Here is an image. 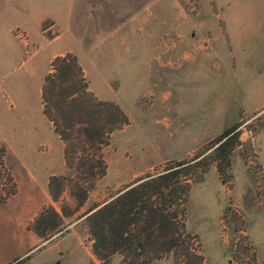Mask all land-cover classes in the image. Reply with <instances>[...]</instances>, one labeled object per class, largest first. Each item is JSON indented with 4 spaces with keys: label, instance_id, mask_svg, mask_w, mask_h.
<instances>
[{
    "label": "rangeland",
    "instance_id": "rangeland-1",
    "mask_svg": "<svg viewBox=\"0 0 264 264\" xmlns=\"http://www.w3.org/2000/svg\"><path fill=\"white\" fill-rule=\"evenodd\" d=\"M69 1L0 0V148L10 178H0V264H101L87 216L180 162L190 168L186 202L174 208L177 229L191 235L189 243L181 235L182 251L201 264H264V0L102 1L95 65L66 53L93 100L127 119L100 147L73 129L77 157L105 165L95 180L66 166L65 143L42 113L43 81L61 48L49 42L65 28L48 15L62 19ZM237 123L222 184L209 147ZM53 176L62 181L58 202L49 195ZM76 183L87 194L81 205L70 193ZM49 205L60 215L64 205L67 216L38 238L28 228ZM182 251L154 264H175V255L184 263ZM109 264H124L123 256Z\"/></svg>",
    "mask_w": 264,
    "mask_h": 264
},
{
    "label": "trees",
    "instance_id": "trees-1",
    "mask_svg": "<svg viewBox=\"0 0 264 264\" xmlns=\"http://www.w3.org/2000/svg\"><path fill=\"white\" fill-rule=\"evenodd\" d=\"M51 68L52 72L45 76L41 89L42 113L65 143L63 154L66 166L73 170L76 166L81 167L88 178L99 179L105 174L101 157H77L78 152L74 146L70 148L72 131L78 127L77 139L83 144L105 146L110 133L126 124L127 119L115 104L93 100L80 78V69L74 56L66 54L56 57ZM81 82L79 89L78 84ZM241 124L226 128L209 147L213 148V162L216 163L222 184H227L231 178L230 156L239 143L236 130ZM4 156V149L0 148V178L5 175L10 180L3 169ZM185 164L180 162L175 167H166L157 176L147 175L138 179V184L87 216L93 239L91 251L101 264H109V258L114 254L123 256L124 264H154L163 254L183 250L181 235H184L188 243L191 241L190 234L177 229L178 214L174 210L179 202L183 204L187 199L190 168ZM179 177L183 178L179 180ZM90 185L89 188L93 184ZM48 186L51 200L58 202L63 188L61 178L51 177ZM70 193L78 205L83 203L87 195L85 188L77 183L71 186ZM63 206L61 213L67 216ZM62 215L49 205L39 213L28 229L38 238H45L59 231ZM182 253L185 256L184 263L177 262L175 255V264H201L200 257L194 251L186 248Z\"/></svg>",
    "mask_w": 264,
    "mask_h": 264
},
{
    "label": "crops",
    "instance_id": "crops-1",
    "mask_svg": "<svg viewBox=\"0 0 264 264\" xmlns=\"http://www.w3.org/2000/svg\"><path fill=\"white\" fill-rule=\"evenodd\" d=\"M103 0H70L66 16L60 19L58 16L48 15L56 23H62L65 28L62 33L51 39L49 44H60L61 48L54 51L56 57L66 53H73L83 66H93V52L98 48V40L102 41L101 32L103 25L95 18L103 14ZM147 10V9H146ZM102 30V31H101ZM110 32L113 33L112 29ZM114 34V33H113ZM94 44V45H93ZM10 105V107H12Z\"/></svg>",
    "mask_w": 264,
    "mask_h": 264
},
{
    "label": "water",
    "instance_id": "water-1",
    "mask_svg": "<svg viewBox=\"0 0 264 264\" xmlns=\"http://www.w3.org/2000/svg\"><path fill=\"white\" fill-rule=\"evenodd\" d=\"M56 264H58V263H56Z\"/></svg>",
    "mask_w": 264,
    "mask_h": 264
}]
</instances>
